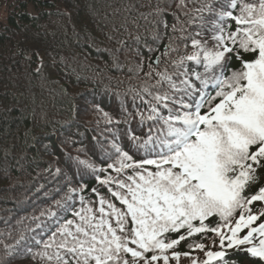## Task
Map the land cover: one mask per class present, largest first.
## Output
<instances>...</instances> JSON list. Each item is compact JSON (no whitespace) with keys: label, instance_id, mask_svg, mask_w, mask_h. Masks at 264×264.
Masks as SVG:
<instances>
[{"label":"trees","instance_id":"obj_1","mask_svg":"<svg viewBox=\"0 0 264 264\" xmlns=\"http://www.w3.org/2000/svg\"><path fill=\"white\" fill-rule=\"evenodd\" d=\"M229 3L12 1V9L0 22V264H62L57 254L74 264V258L59 247L65 239L61 229L69 220L70 231L81 225L90 234L93 226L107 221L97 238L111 226L118 236L128 238L130 247L127 206L113 193L127 194L130 200L129 177L139 180L138 173L147 166L117 172L120 153L132 158L129 164L156 153L154 145L162 135L168 138L169 115L186 111L181 105H192L202 81L221 70L206 71L203 63L187 57L199 52L202 58V48L213 49L212 37L217 34L213 29L221 23L225 32L235 31L232 20L218 18ZM193 39L206 43L193 48ZM241 52L245 60L254 58ZM240 66L230 54L223 65L226 76ZM256 177L245 189L246 197L264 187V168H257ZM109 204L124 214L123 232ZM249 209L259 213L264 205L253 201L243 211ZM241 211L237 209L227 225ZM208 226L221 228L222 233L227 227L218 213ZM195 243L204 248L194 247ZM217 248H222L220 236L209 230L165 253H189L180 255L179 261L169 259L168 264H185L192 257L201 263L206 251ZM119 255L121 264L125 259L133 264L129 253ZM136 264L144 262L138 259ZM229 264L264 263L236 251Z\"/></svg>","mask_w":264,"mask_h":264},{"label":"snow or ice","instance_id":"obj_2","mask_svg":"<svg viewBox=\"0 0 264 264\" xmlns=\"http://www.w3.org/2000/svg\"><path fill=\"white\" fill-rule=\"evenodd\" d=\"M236 9L238 14H234ZM226 17L235 21V31L225 32L221 23L213 29L218 33L212 37L215 47L211 50L202 48V58L199 52H195L187 59L203 63L207 71L216 67L223 69L230 54H235L240 61V68L227 76L221 72L215 78L219 90L211 99L202 93L201 99L194 105H181L187 109L182 114L169 115L165 121L169 137L165 144L166 151L159 153L157 159L129 164L132 158L127 153H120L117 172L129 167L135 170L144 165H155L156 168L154 172L145 169L146 174L138 173L139 182L129 177L132 180V184L127 186L130 200L127 194L122 196L119 192L113 193L127 206L126 215L132 217L135 225L131 229V243L140 250L129 247L128 238L118 236L111 226L98 239L97 231L107 221L102 220L100 225L93 226L90 234L88 228L81 225H77L75 232L70 231L69 226L73 222L69 220L61 229L65 239L59 247L66 249V254L74 258V264H121V251L131 254L133 264L138 259H142L144 264H154L163 259L164 264H168L169 257L164 255L165 251L184 240L185 236L165 242L161 238L163 233L175 232L187 225V235L192 236L194 232L205 230L203 221L213 213H218L225 221V226H228L227 221L237 209L242 211L235 226L230 228L227 247L251 244L253 234L257 232L264 237V223L259 224L258 228L252 227L257 217L251 214L250 209L246 214L243 211L253 201H264V187L250 198L243 195L249 184L256 182L257 168H264V0H258V3L231 0L218 12L221 22ZM202 43L206 42L192 40L193 48H201ZM241 50L254 58L245 60ZM196 77L200 79L198 73ZM217 98L218 103L215 102ZM205 101L208 108L202 112ZM119 186L123 188L124 184ZM108 207L117 216L123 232L124 214L112 204ZM100 212H104L103 207ZM196 219L200 220L201 227H193L191 222ZM81 220L89 225L86 217L81 216ZM242 228L248 231L240 238L237 233ZM211 231L220 236L223 247L225 236L219 228ZM195 247L203 249L204 245L196 244ZM150 251H159L160 255H144ZM247 251L264 260V238L259 240L258 245L248 247ZM179 255L172 253L173 258ZM223 255L219 251H206L207 259L203 264H210V261ZM57 260L62 264H72L59 254ZM123 264H129L128 260H123ZM192 264H196V261L193 260Z\"/></svg>","mask_w":264,"mask_h":264},{"label":"rangeland","instance_id":"obj_3","mask_svg":"<svg viewBox=\"0 0 264 264\" xmlns=\"http://www.w3.org/2000/svg\"><path fill=\"white\" fill-rule=\"evenodd\" d=\"M14 0H0V22L3 20L4 15L11 10V4ZM28 10L31 12L32 9L28 7Z\"/></svg>","mask_w":264,"mask_h":264}]
</instances>
